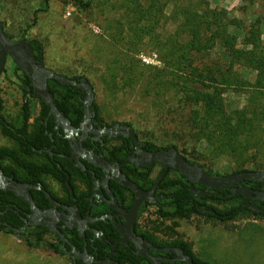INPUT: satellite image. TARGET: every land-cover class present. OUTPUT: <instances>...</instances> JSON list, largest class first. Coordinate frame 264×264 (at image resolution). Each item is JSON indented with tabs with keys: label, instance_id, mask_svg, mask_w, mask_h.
Here are the masks:
<instances>
[{
	"label": "trees",
	"instance_id": "1",
	"mask_svg": "<svg viewBox=\"0 0 264 264\" xmlns=\"http://www.w3.org/2000/svg\"><path fill=\"white\" fill-rule=\"evenodd\" d=\"M75 1L83 10L90 8L92 2V0ZM154 2L155 0H148L147 20L152 21L153 19ZM166 2L170 7L171 5L176 6L174 18L178 16L180 21L172 34L163 39L156 37L153 49L160 54L162 68L141 66L135 61L133 63L132 55H125L123 64L119 65L118 61H115L118 65L117 68L113 69L111 76L115 79L116 75L120 74L123 79L122 82L128 89H141L138 92L141 99L166 100L169 103L166 112L168 111L175 116L173 117L174 122H179V118H181L183 123L188 125L189 129L186 133L177 125L175 126L177 132L172 131L176 134L175 138L181 142L182 150L177 143L170 144L169 147H161L162 149L174 148L184 156L187 150L185 141L182 139L189 136L188 140L191 139L198 145L203 142L209 155L215 157L227 155L233 159L236 162L237 170L231 174L245 171H264V45L261 41V20L256 19L246 30L240 21L230 17V14L225 10L211 9L204 3L195 5L189 3L187 6H183L180 0H167ZM162 10L163 6H160L156 9V13H161ZM0 24L4 30L1 22ZM152 30V26L147 27L148 33ZM4 32L11 41H14L5 30ZM135 37L139 36L135 35ZM240 40H242V48L238 51L236 48L240 44ZM139 42H141V38ZM138 45L139 43L135 44V46ZM31 47L36 59L44 61L43 45L39 41L32 40ZM14 67L15 71L20 73L18 79L21 84L20 89L23 95H27L25 86L29 83L28 77L15 65ZM238 67L246 72L250 69L256 72L253 85L247 82L246 77L238 73L236 70ZM54 72L61 74L57 71ZM61 75L77 81L86 78L84 75L73 77L66 74ZM87 81L89 82L88 79ZM110 82H113L112 78ZM49 87L59 112L69 118L74 126H78L84 111L81 101L77 99L79 90L75 87L60 85L55 80L49 81ZM247 87L249 88L246 93V103L241 109L234 108L227 111L223 107L224 110H221L224 96L230 92L229 90H238L232 92L240 93ZM176 101L184 106L192 104L194 108L189 114L179 115L176 110ZM41 106V116L36 120V128L39 130L29 134V120L31 118L29 102H23L21 122L18 127H15L2 117V101L0 99V119L4 121L0 122V132L2 136L15 142L14 148H0V169L8 177L14 175L17 181L21 180L18 176H23L25 172L36 176L57 172L56 166L30 163L26 157L34 154L31 147L41 148L42 143L51 146L48 134L45 132H52L50 124L53 125V119L50 117L47 127L44 125L49 108L42 102ZM145 109L149 110V107L146 106ZM93 111L96 113L98 122L104 123L99 115V107L95 102L93 103ZM175 119L178 120L175 121ZM126 125L133 127L128 123ZM52 133L55 138L54 132ZM62 142L66 143L65 140ZM148 143L156 146L154 143ZM250 151L254 153L253 156L245 157L244 155L249 154ZM259 154L262 158L259 157ZM199 165L210 176H226L217 172L214 173L215 169L211 166ZM174 172L178 178H172L168 175L160 182V188L166 192V200L162 205L156 207V215L159 219L165 221L184 220L192 215L219 222L234 221L244 216H251L254 220L264 219V211L255 212L245 208L243 205L245 200L241 196L226 199L213 196H191L186 179L178 172ZM57 179L60 178L57 176ZM245 186L253 191H264V183H246ZM195 188L203 189V187L196 185ZM215 193L221 196L225 195L223 191H215ZM8 203H15L18 207L23 204L13 194L0 190V213L4 212L0 221L6 223V225H0V232L17 236L28 248L43 246L56 255L66 257L62 248L63 242L59 238L57 244L45 241L44 237L47 232L45 228L37 227L19 235L12 231L9 227L20 229L23 223L11 210H7ZM223 204L225 206L231 205L223 209L217 207V205ZM196 206L201 209L212 210L214 214H203ZM260 208L264 210L263 206ZM64 236L66 235L64 234ZM144 238L156 241L148 234ZM159 242L164 243L161 246L169 245L180 248L185 255L193 258L195 264H210L198 258L191 245L186 242ZM72 245L76 251L82 250L81 246L75 242H72ZM64 247L67 252H72V247L67 244H64ZM89 253H92L91 249H89ZM99 258L102 259L103 256ZM115 260L119 264H150L147 260L132 253L123 254ZM69 261L71 264H84L79 259L75 261L69 259Z\"/></svg>",
	"mask_w": 264,
	"mask_h": 264
},
{
	"label": "rangeland",
	"instance_id": "2",
	"mask_svg": "<svg viewBox=\"0 0 264 264\" xmlns=\"http://www.w3.org/2000/svg\"><path fill=\"white\" fill-rule=\"evenodd\" d=\"M166 1L155 0V13L151 21L147 20L148 0H92L87 10L80 9L75 0H0V22L14 41L22 36L39 41L43 45L46 68L69 77L84 75L93 86L94 102L104 123L131 124L143 140L160 148L177 143L182 150L181 142L172 131L177 132L176 125L185 133L189 128L181 118L179 122H174L175 116L166 112L169 103L164 99H141L138 96L141 89H128L120 74L115 79L111 76L118 65L115 61L123 64L125 55H132L133 63L135 61L141 66L162 68L160 54L153 49L156 37L163 39L172 34L180 21L178 16L174 18L176 6L170 7ZM180 1L183 6L204 3L211 9L225 10L246 30L256 19L261 20V41L264 45V0ZM160 6H163L162 12L156 13ZM150 26L153 30L148 33L147 27ZM241 43L242 40L236 50L242 48ZM12 65V61L8 60L0 76L1 115L6 121L18 125L23 94L19 81L12 74ZM236 70L248 79V83H255L254 70L246 72L240 67ZM111 78L113 82H110ZM248 88L240 93L229 90L224 96L221 110H224L223 107L227 111L241 109L246 103ZM146 106L149 110L145 109ZM193 108L192 104L184 106L176 101L179 115L189 114ZM31 111V120H34L38 110L33 105ZM36 126L35 121L31 129H36ZM188 138L185 136L182 139L187 150L184 156L188 160L211 166L215 169L214 173L221 175L237 170L236 162L229 156L209 155L203 142L198 145ZM1 147L14 148L15 145L0 132ZM253 154L250 151L244 156L252 157ZM259 157L262 158L261 154ZM170 177L178 178V175L171 173ZM230 205L217 207L223 209ZM156 210V207H150L140 220V230L154 240L186 242L198 258L207 259L213 264H264V230L243 231L241 237L233 241L240 229H245V224L257 219L244 216L234 221L219 222L192 215L184 220L165 221L157 217ZM258 222L264 225V219ZM13 239H17V236L0 233V264H59L57 257L22 250ZM44 239L55 243V239L49 235Z\"/></svg>",
	"mask_w": 264,
	"mask_h": 264
},
{
	"label": "flooded vegetation",
	"instance_id": "3",
	"mask_svg": "<svg viewBox=\"0 0 264 264\" xmlns=\"http://www.w3.org/2000/svg\"><path fill=\"white\" fill-rule=\"evenodd\" d=\"M25 39L30 43L32 42V40H28L26 37ZM13 76H16L17 80L20 77V73L16 72L15 68ZM20 86L21 84L19 87ZM77 99L80 100L83 105L85 95L81 94L79 91ZM25 101L29 102L30 113L32 112L31 107L33 105L38 110V114L34 120H31L32 118L29 120L28 133L32 134L34 131L39 130L38 128L31 129V125L41 116V101L33 97L31 91H27V95H23V102ZM91 111L94 113V116H92V121L89 126L84 125V111L78 126H74L70 121L72 128L78 130V133H72L69 138H67V133H65L61 127L56 128L54 118L48 113L44 125L47 127L49 118L52 117L53 125L50 124V126L52 132L55 134V138L52 132H45L48 134L51 146L42 143V145H40L41 148L36 149L35 147H31L34 154L26 156L30 163L51 165V167L56 166L57 172L55 174L60 179H57V176L53 173H43L40 174V176H36L25 172L23 176H18V178L21 179L20 181H17L14 175L9 176L11 179L21 184L39 188L30 189L34 204L41 212L48 211L50 213L47 219H41L40 221L53 224L57 231L63 236L64 234L66 235L64 236L66 241L64 242L57 233L49 231L45 226H29L22 233H26L28 230L37 227L45 228L47 230L45 236L49 235L53 237L56 244L59 243V238L63 242L62 248L64 244L72 247V252H68L69 254L73 253V250H75L72 245V242H75L77 245L81 246L82 249L80 252L77 251L78 253H82L86 249L89 255L99 261H104L107 257H110L112 261H116L115 259L121 257L123 254H134V246L131 242H126L125 245H123V243H118L114 248L113 245L122 237L114 224L122 225L125 223L126 216L134 203L135 195L130 189L112 180V176L114 175L112 171L105 174L102 169L79 158L82 152L80 149H82L87 154L102 155L104 159L109 162L114 171L126 176L130 182L136 184L142 191L149 193L154 189L150 197L152 202L143 201L137 211L134 232L137 236L150 242L155 248L161 249L170 247L169 245L161 246V244H164L163 242L144 238L147 234L140 230V220L147 209L150 207H157L164 203L166 200V192L160 188V182L164 177L171 173H175L171 171V169H168L166 174L159 181V177L164 170L163 164L156 162L151 167H146L144 164L149 163V160L145 158V156L156 153L159 150L169 151L171 148L162 149L151 145L146 140H143L133 127L125 123H100L96 119L93 105L91 106ZM0 122L4 121L0 119ZM20 122L21 115L19 124ZM19 124L14 126L18 127ZM126 127H129L133 131L134 137ZM101 130L103 131L101 132ZM62 140H65L66 143L62 142ZM13 143L15 144V142ZM78 144H80V148H76L73 151V147ZM81 165L83 168L80 167ZM157 183L158 185L156 186ZM221 191L225 192V194L229 193L227 189ZM211 192L215 193V191ZM161 195H163V198L155 201V199ZM112 198L116 202L115 208L109 204ZM257 203L260 207L263 206L264 208V203ZM75 208L79 212V219L75 218L73 214ZM7 210H11L12 213L17 215L22 221L23 225L20 229L25 226V223L28 222L32 216L30 205L24 202L20 207L15 203H8ZM2 216H4V212L0 213V217ZM111 218H113L114 221H112ZM63 219H65V221ZM0 225H6V223L0 221ZM80 227L84 230V236L79 233ZM93 231H97L98 235ZM22 233L16 234L19 235ZM89 249H91L92 253H89ZM149 253L155 257L162 258L163 264H173L169 261L174 260L176 257L174 254H165L150 249ZM72 256L73 258L71 259L66 255V257L72 261L78 259L76 256ZM100 256H103V258L100 259ZM176 264L184 263L177 262Z\"/></svg>",
	"mask_w": 264,
	"mask_h": 264
},
{
	"label": "water",
	"instance_id": "4",
	"mask_svg": "<svg viewBox=\"0 0 264 264\" xmlns=\"http://www.w3.org/2000/svg\"><path fill=\"white\" fill-rule=\"evenodd\" d=\"M8 60L12 61V63L28 77L29 84L25 86V90L31 91L33 97L39 99L49 108V115L54 118L56 128L61 127L63 131L67 133V138H69L72 133L77 134L78 130L72 128L70 120L63 116L57 109L54 103V96L50 92L49 81L55 80L60 85L75 87L80 91L81 94L85 95V100L83 101L84 125L89 126L91 124L92 116H94V113L91 111V106L94 103V91L92 85L84 78H81L79 81H77L46 68L43 60L36 59L31 47V43L27 41L25 37H21L17 41H11L5 34L0 24V76L4 71ZM126 129L129 130L133 136V131L129 127H126ZM102 131L103 130H101V132ZM76 148L79 149L80 144L73 147V151ZM80 150L82 152L80 151L81 155L79 158L89 162L97 168L102 169L105 174H108L109 171H112L114 173L112 180L121 186L130 189L135 195L134 203L126 216L125 223L122 225H117L116 223L114 224L122 237L119 241H116V243L113 245V248L118 243H123V245H125L126 242H131L134 246V255L147 260L150 264L163 263L162 258L155 257L150 254L149 249L165 254L176 255L174 260L169 261L173 264H176L177 262H183L184 264H195L193 262V258L191 256L185 255L181 249L174 247L158 249L147 240L135 234L134 227L137 218V211L143 201L152 202L150 197L152 196L154 189L149 193L142 191L136 184L130 182L126 176L114 171L109 162H107L102 155L87 154L84 150ZM145 158L149 160V163L144 164L146 167H151L156 162L163 164L164 170L159 177V181L163 178L168 169L178 172L182 177H184V179H186L187 188L193 197L213 196L216 198L222 197L223 199H226L241 196L245 200L243 204L245 208L251 209L255 212L262 211L257 202L261 204L264 203V191H253L252 189L247 188L245 184L264 183V171H245L220 177L210 176L202 166L196 163H191L174 148H171L169 151L159 150L156 153L145 156ZM80 167L83 168L82 165ZM157 185L158 183L156 186ZM195 185L203 187L204 189L195 188ZM32 188L39 189L38 187L21 184L16 180L11 179L10 177L4 175L0 169V190L11 193L22 202L30 205L32 212L30 220L25 223L23 228H9L15 233H22L29 226H45L49 231L57 233L65 242L66 239L59 231L56 230L53 224L40 221L41 219H47L50 213L48 211L41 212L36 208L30 193V189ZM226 189L229 191V193L223 196L218 193L211 192ZM161 198H163V195L158 196L155 201ZM109 204L114 208L116 207V202L113 198ZM196 208L203 214H214V211L212 210L201 209L198 206H196ZM73 214L75 218H80L79 212L76 208L74 209ZM111 219L114 221L113 218ZM63 220L65 221V219ZM93 232L98 235L97 231ZM79 233L80 235L84 236L83 228H79ZM63 250L71 259L73 258L72 255H74L84 264H119L117 261H112L110 257H107L104 261L94 259L88 254L86 249L82 253H78L77 251L73 250V253L71 254L66 252L64 247Z\"/></svg>",
	"mask_w": 264,
	"mask_h": 264
},
{
	"label": "crops",
	"instance_id": "5",
	"mask_svg": "<svg viewBox=\"0 0 264 264\" xmlns=\"http://www.w3.org/2000/svg\"><path fill=\"white\" fill-rule=\"evenodd\" d=\"M7 64V63H6ZM6 67V66H5ZM14 64L12 65V74L14 73ZM5 70V69H4ZM13 125H16V122H11ZM245 229L241 230L240 229V233L238 232L236 237L233 239V241H237L239 239V237H241V234L243 231H251V230H264V225L260 222H258V220L256 222H252V223H247L244 225ZM2 233V232H0ZM4 234V233H3ZM8 235V234H6ZM247 236H249V233L247 234ZM16 237V236H15ZM13 241L15 242V244L20 245L22 250H26V251H35V252H39L42 253L45 256H53V257H57L59 259V264H71L69 259L65 256H60V255H56L53 252L45 249L43 246H38L35 248H28L24 242H22L18 237L17 239H13ZM204 261H207L208 263H212L211 261L205 259ZM213 264V263H212Z\"/></svg>",
	"mask_w": 264,
	"mask_h": 264
}]
</instances>
